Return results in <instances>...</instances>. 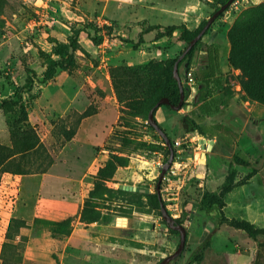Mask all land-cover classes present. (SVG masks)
<instances>
[{
  "label": "rangeland",
  "instance_id": "1",
  "mask_svg": "<svg viewBox=\"0 0 264 264\" xmlns=\"http://www.w3.org/2000/svg\"><path fill=\"white\" fill-rule=\"evenodd\" d=\"M127 3L0 0V163L12 157L7 167L11 172L3 171L4 164L0 167V264H84L90 253L101 256L99 250L107 255L104 264H158L179 245V236L168 231L160 211L142 194L156 193L161 172L156 162L164 165L169 159L166 144L147 123L148 107L166 78L161 63L178 58L187 44L180 31L157 41L155 32L144 35L143 43L140 37L150 25L180 23L178 16L161 11L164 4L178 6L186 16L200 13L201 23L223 5L221 0H135L147 9L127 12ZM192 3L197 7L188 9ZM262 3L234 0L219 15L195 50L189 67L195 83L188 80L186 64L178 68L183 87L190 89L186 106L180 111L162 106L155 113L157 124L174 142L177 173L160 186L161 200L174 219L197 210L206 190L198 175L208 169L199 160L200 135L185 132L180 117L195 119L196 107L206 118L209 103L244 99L241 72L228 64V35L241 15ZM77 31L81 48L71 65L45 82L47 59L59 61L58 47ZM101 38L99 45L93 43ZM207 45L218 56L219 70L206 91L211 102L197 108L193 93L208 63ZM120 67L126 69H116ZM3 101L17 105L2 107ZM198 122L202 126L204 120ZM92 130L99 131L93 135L97 142L87 137ZM95 159L83 183L64 182L66 177L79 179ZM19 166L24 174H12ZM52 169L57 174L44 182ZM122 186L143 191L123 193ZM49 196L57 202L52 219L37 218L36 202ZM76 221L107 226L79 224L76 230ZM189 222L187 246H193L204 222L209 228L213 224L192 213ZM188 247L170 264H187ZM42 248L45 252L38 251ZM205 259L204 252L201 263Z\"/></svg>",
  "mask_w": 264,
  "mask_h": 264
},
{
  "label": "crops",
  "instance_id": "2",
  "mask_svg": "<svg viewBox=\"0 0 264 264\" xmlns=\"http://www.w3.org/2000/svg\"><path fill=\"white\" fill-rule=\"evenodd\" d=\"M126 1H128L126 5L127 12L131 11L133 8L140 7L135 4V0ZM138 1L140 2V0ZM131 2L133 4H131ZM195 6L196 5L192 3L188 6V9L190 7L194 9ZM140 8L147 9L146 7ZM121 10H123V7ZM161 11L167 14L173 13L175 16H178L180 23L175 25H185L191 31L197 29L201 24V21H197L198 18H200V13L186 16L187 12L185 11L183 13L176 5L164 4ZM142 21L148 22V20ZM126 22L127 21L123 23ZM119 34H121V32H119ZM201 70L202 72L209 71L204 67ZM214 74H216V72ZM211 86L212 85L210 84V88ZM199 89L200 86L198 85L197 91L194 90L193 93L196 100ZM113 100L116 102L115 98ZM207 101L211 102V99L208 98L205 102ZM203 103L199 104L197 108L201 107ZM208 109V116L204 118V122L202 123L203 129L206 132L203 139L207 141V144L203 145L199 143L202 150L199 152L200 161H202V155L205 150L204 148H210L209 151H205L204 158L205 162L208 164V169L204 174L198 175L200 176L199 178L202 179V185L205 186L206 190L218 193L228 175L233 157L237 156L245 161L250 165V168L235 164L232 167L237 173V181L243 180L252 171H255V174H253V176L244 184L235 187L225 196L224 201L226 206L224 207L223 212L230 220H245L258 228H264V105L250 100L235 98L232 101H226L224 103L220 100H217V103H209ZM193 110L195 113H199V110H196V107H193ZM100 127L102 128V125H100ZM96 133H99V131L92 130L87 137L94 138L93 135H96ZM94 140L97 142L98 138H94ZM87 146L94 150L92 145L88 144ZM95 161L96 159L91 164L88 171H86L79 179L66 177V181L64 180V182L68 184H73V182L83 183L84 180L89 177ZM53 174H57L56 172L53 173V169L45 174L44 182H46V178L54 177ZM56 208L57 202L50 196L48 200L47 198L38 200L35 206V216L40 219L50 220L52 219L51 216ZM191 213L196 218L199 216L209 218L212 221L213 226L212 228H209L207 223L204 222V227L197 242L192 244L193 246H187V258H189L207 239H209V247L205 250V256L207 259L201 264H264V247H260L255 240L250 238L242 230H237L226 224L219 226L216 218H211L199 207L197 210H191L188 214V222L185 226L187 240L189 239L188 227L191 225V222H189V215ZM124 220L128 225V221L126 219ZM78 221H76L77 224L73 223L76 230L80 228L79 224H82L84 227L94 225L102 227L107 226L98 222L83 224ZM18 240L16 242H18ZM260 240L261 242H264V237H260ZM110 246L114 247L115 245L110 244ZM45 250L46 249L42 248L38 251L45 252ZM99 253L102 255L95 258L90 253V256L84 261V264H104L107 262V255L102 250H99ZM258 253L260 254L259 258L257 257Z\"/></svg>",
  "mask_w": 264,
  "mask_h": 264
},
{
  "label": "trees",
  "instance_id": "3",
  "mask_svg": "<svg viewBox=\"0 0 264 264\" xmlns=\"http://www.w3.org/2000/svg\"><path fill=\"white\" fill-rule=\"evenodd\" d=\"M228 1L229 0H221L220 4L224 6ZM206 24L207 22H202L201 25L193 31L189 30L185 25H180V26L172 25L167 27L160 25L149 26L146 30L141 32L140 42L143 43V36L151 32H155V39L157 41L165 37L168 38L172 37L176 31H180L181 32L180 40L186 43L188 46L191 43V41L201 33V31L204 29ZM110 32L111 30H109V33ZM80 33H81L80 31H77L73 35L72 39H70L68 44L60 45L58 47L56 51V56L60 58L59 61H54L51 58L47 59L48 73L44 79L45 82L53 78L59 69L65 70L71 65L73 61V54L81 48L79 43ZM204 35H206V33ZM228 39L230 43L228 64L230 68L239 70L241 72V75L239 76V80L242 87V91L244 93V99L264 105V3L253 9L251 12L241 15L235 21L234 27L232 28V30L228 35ZM101 42H102V38L100 40H95V39L93 40V43L95 45H99ZM200 42L201 39L192 47V49L185 55V57L178 62L179 69L183 64H186V67L189 69L195 55V50L197 46L200 44ZM206 53H207L208 63L206 66H204V68H206L209 71L201 72V75L199 76V79L201 78V83L199 84L200 89L196 100V103L198 105L207 100L208 94L206 91L210 87L211 84L210 80L215 76L214 73L219 70L218 56L214 51L212 45L206 46ZM179 57L161 63L165 66L166 78L163 83V86L161 87L160 91L157 94V97L153 99L152 102L150 103L147 111L148 114L153 108L156 107L157 103L163 98L168 99L171 105L176 106L179 104L180 89L173 75L175 63L178 61ZM116 69L124 70L126 68L120 67ZM29 83L30 85H32V79H30ZM183 89H184V98L185 100H187L190 94V89L185 85ZM12 104L17 105V103L12 101H3L2 107H8L11 106ZM163 106L167 107L169 110H172L170 106L167 105H163ZM185 106L186 104L183 103L182 108H184ZM158 108L155 109L154 111V117ZM193 115L195 116V119L189 116L180 117L185 132L187 133L197 132L201 137H205L206 132L198 122L199 120H204L203 114L201 113V111H199V113L194 112ZM156 135L158 138H160L159 137L160 135H158L157 133ZM160 140L162 141V143L165 144V141L162 139V137L160 138ZM172 146L174 148V142H172ZM31 148L32 146H30L28 150ZM24 154L25 153H22V156ZM167 154L170 155L168 149H167ZM5 158L2 159L0 163V167L4 164L2 167L3 171L11 172L7 170V167H9V165L11 164L12 161H10V159L12 157H7V159ZM234 164L238 166L250 168V165H248L245 161L241 160L237 156H234L232 159V163L230 165V170L228 172V175L226 176V179L222 184L219 192L214 193L205 190L200 202L198 203L197 208L199 207L200 209L204 210L211 218H216L218 220L219 226L222 224H226L237 230H242L250 238L255 240L260 247H264V242H261L260 240V237H264V228H258L255 225L245 220H241V221L235 219L230 220L224 215L223 209L226 206L224 201L225 196L229 192H231L235 187L244 184L247 180H249L253 176V174H255V171H252L243 180L237 181V173L232 168ZM17 168L18 169L14 170L12 174L14 175L24 174L23 171H21L20 166ZM199 180L200 179H198V181ZM121 191L123 193H128L123 189H121ZM142 195L149 199V201L153 205V209L157 211L161 210L160 200L157 193L153 195L145 193ZM185 216L187 219L188 218L187 211H183V216L180 219H175V222L183 226L186 222ZM168 231L174 235L179 236L178 232L169 229V227H168ZM186 247H187V242H186ZM208 247H209V239H207L188 258L187 264H194L195 262L200 264L202 261L203 253ZM257 257L258 258L260 257L259 253Z\"/></svg>",
  "mask_w": 264,
  "mask_h": 264
},
{
  "label": "water",
  "instance_id": "4",
  "mask_svg": "<svg viewBox=\"0 0 264 264\" xmlns=\"http://www.w3.org/2000/svg\"><path fill=\"white\" fill-rule=\"evenodd\" d=\"M234 0H229L224 6H222L216 13H214L212 15V17L209 19V21L207 22L206 26L204 27V29L201 31V33L191 41V43L187 46V48L185 49V51L180 55L178 61L175 63L174 66V71H173V75L175 80L178 83L179 89H180V102L178 105H171L170 101L166 98L161 99L155 108H153L149 114H148V120L147 123L155 129V131L162 137V139L165 141V144L169 150V159L167 160V162L164 164L161 172H160V176L158 178L157 184H156V193L159 197L160 200V207H161V215L163 220L166 222V224L168 225L169 229L174 230L176 232H178L179 234V245L176 248V250L174 251V253L164 257L158 264H170L171 262H173L174 260L178 259L184 252L185 247H186V242H187V231L186 228L182 225H179L175 222V219L172 218L169 214V212L167 211V209L165 208L164 204L162 203L161 200V196H160V186L162 183V180L166 174V172L168 171V169L171 167V165L174 162V148L172 146V143L170 141V139L168 138V136L166 135V133L160 128V126L157 124L155 117H154V111L155 109H157L160 106L163 105H167L170 106L171 109H173L174 111H180L182 109L183 106V102H184V89H183V84L179 75V71H178V62L180 60H182L185 55L192 49V47L200 40L202 39V37L204 36V34L206 33V31L209 29V27L211 26V24L219 17L220 14H222L232 3ZM200 143L203 145H206L207 141L205 139H203V137H199ZM204 153L202 155V161L203 163H205V151L206 150H210L209 147H205L204 148ZM122 189L126 190V191H130V192H139V191H143L140 190L137 187L134 186H122ZM145 193H148L149 190H144ZM194 264H198L197 262H195Z\"/></svg>",
  "mask_w": 264,
  "mask_h": 264
},
{
  "label": "built area",
  "instance_id": "5",
  "mask_svg": "<svg viewBox=\"0 0 264 264\" xmlns=\"http://www.w3.org/2000/svg\"><path fill=\"white\" fill-rule=\"evenodd\" d=\"M188 80L190 81V84H194L195 83L194 74H193V70L192 69H189V71H188ZM156 165L161 170H162V168L164 166L163 162H160V161L156 162ZM176 173H177V169H176V167L174 165V162H173V164L168 169V171L166 172V174H165V176L163 178L164 182H170L171 181V177L176 175Z\"/></svg>",
  "mask_w": 264,
  "mask_h": 264
}]
</instances>
